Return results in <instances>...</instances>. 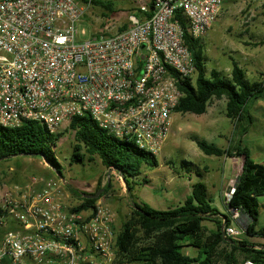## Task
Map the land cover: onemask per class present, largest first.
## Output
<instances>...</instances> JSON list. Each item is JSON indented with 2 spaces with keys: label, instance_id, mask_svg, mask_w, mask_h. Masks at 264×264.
Listing matches in <instances>:
<instances>
[{
  "label": "built area",
  "instance_id": "obj_1",
  "mask_svg": "<svg viewBox=\"0 0 264 264\" xmlns=\"http://www.w3.org/2000/svg\"><path fill=\"white\" fill-rule=\"evenodd\" d=\"M93 1L0 0V127L36 122L58 134L90 115L158 155L183 97L178 84L196 77L185 35L203 39L227 0H132L143 14L153 1L152 16L131 14L126 30L87 38L80 24ZM37 181L0 188V264H116V212L100 204L76 211L63 180ZM244 233L228 226L224 236Z\"/></svg>",
  "mask_w": 264,
  "mask_h": 264
},
{
  "label": "trees",
  "instance_id": "obj_2",
  "mask_svg": "<svg viewBox=\"0 0 264 264\" xmlns=\"http://www.w3.org/2000/svg\"><path fill=\"white\" fill-rule=\"evenodd\" d=\"M76 1L79 4L88 3V0ZM115 2L94 0L92 6L102 10L104 17H108L115 13ZM128 5L130 15L136 14L141 20L150 18L154 12L153 1H149L150 12L147 14L137 10L132 0ZM178 17L186 27V20L180 14ZM127 28L128 23L119 30ZM185 43L195 59L196 77L179 82L183 97L176 113L202 116L207 113L214 99L227 100L225 115L234 124L236 143H231L227 149L204 140H196V143L207 156L243 158L242 174L234 186L235 192L228 201L227 209L228 212L246 216L245 232L248 237L264 241V227L259 226V198L264 197V164L256 163L251 150L242 145L244 136L253 124L251 105L263 98L264 83H250L246 71L236 61L232 62L228 76L218 70L208 74L203 39L192 38L186 33ZM68 129L74 133L76 142L71 164L93 162L98 158L109 172L120 174L132 196L130 180L139 178L145 165L159 166L156 155L143 152L134 144L108 134L98 127L90 115L74 118ZM62 138L63 133L51 134L36 122H25L18 128L0 127V163L20 157L43 158L63 175L62 165L55 152ZM144 182L147 183V180ZM110 189L111 184L108 182L98 199L86 198L95 194H85L76 211L94 206ZM133 204L129 219L116 236V264H239L240 255L245 261L264 264V244L254 245L236 240L229 242L225 238L222 227L225 230L230 226L231 219L228 215H222V222L215 220L221 214L213 207L208 187L203 182L193 184L191 196L183 205L173 209L160 211L134 200ZM205 222L218 224L217 230L210 236H205ZM186 247L196 250L197 256L187 255L184 251Z\"/></svg>",
  "mask_w": 264,
  "mask_h": 264
},
{
  "label": "rangeland",
  "instance_id": "obj_3",
  "mask_svg": "<svg viewBox=\"0 0 264 264\" xmlns=\"http://www.w3.org/2000/svg\"><path fill=\"white\" fill-rule=\"evenodd\" d=\"M129 1L117 0L115 2V13L109 14L108 17H104L102 10L94 6L89 7L80 24V30L86 33L87 38L104 32L114 33L119 27L128 22L130 16ZM263 4L261 0L226 1L218 21L203 38L208 74L219 69L218 71L221 70L220 72L224 75H230L231 71L228 67L232 69V62L234 60L244 61V57L242 59L239 52L244 53L248 50L253 51L254 54H261V39L264 32ZM80 5L85 6L87 4L80 3ZM247 68L251 76L254 72L263 73L262 67ZM224 102L218 103L220 106L218 108V119L217 99L211 102L207 113L202 116L179 113L174 115L175 123H173L171 136L159 154L156 155L159 166L155 168L145 165L141 176L130 180L133 187V196L128 191L120 174L115 171L109 172L102 166L98 158L93 162L86 161L83 164H71V156L76 142L74 141V133L69 129L61 132L63 138L55 148L58 160L62 165L63 175L51 168L43 158H15L0 163V188L6 185H24L33 178L38 180V187H42L45 181L54 177H62L65 181L64 189L69 196L68 203L76 209L81 204L85 194L96 195L101 191L100 197L104 193L103 187L110 182V191L101 197L96 204L103 205L116 212L117 219L113 230L117 236L132 213L133 200L137 201V198L142 197L143 200L148 201L152 208L166 211L184 204L187 195L191 193V183L203 182L208 186L213 207L220 209L219 213L221 215H218L215 220L222 222V214L228 215L231 219L230 226L242 229L245 232L246 216L238 212H228V203L222 204L220 199L221 191L218 181L227 171L223 161L224 157L207 156L198 148L196 143V140H204L226 149L231 143H233L232 145L236 143L234 126L232 121L226 117L223 109ZM260 115L259 119H262ZM263 134L264 131L260 122L253 119V130L248 132V136L243 142L250 148L254 160L258 163H262V155H264L262 149L257 146L258 141L264 146ZM145 180H147V183L144 182ZM215 181L216 189L211 185ZM237 181L233 177V183L231 187L225 189V193L228 194ZM262 202L264 200L260 199V227H264ZM89 208L83 209V212L87 213ZM203 225L205 236H210L218 227L215 222H205ZM229 240L245 241L254 245L263 244L262 240L248 237L246 232L242 237ZM184 251L187 255L197 256L196 250L191 247H186ZM244 262H246L244 257L240 255L239 264Z\"/></svg>",
  "mask_w": 264,
  "mask_h": 264
},
{
  "label": "crops",
  "instance_id": "obj_4",
  "mask_svg": "<svg viewBox=\"0 0 264 264\" xmlns=\"http://www.w3.org/2000/svg\"><path fill=\"white\" fill-rule=\"evenodd\" d=\"M261 1L264 3V0H261ZM261 43H262V52H261V54H254L253 51H248L247 50L244 53L243 52H239V54L242 57V59L244 57V61L245 62L244 61H236V60H234V61L238 62L240 67L243 68L246 71V77H247V80L250 83H254V82H263L264 83V32L262 33ZM250 46H251V44H250ZM236 53H238V52H236ZM247 67H253L255 69H256V67H262L263 68V73L262 74H258L257 72H254L253 76H251L250 73H249V69ZM228 69L231 71L230 67H228ZM256 71H258V70H256ZM222 101L223 102L225 101L224 102L225 106H224L223 109H224V111H226V105H227V100L226 99L217 100V109L220 107L218 105V103L222 102ZM250 114L252 116V119H257L260 122L261 128L264 131V96H263V98L257 100L256 102H254L251 105ZM218 115H219V109H218V112H217V119H218ZM259 115L262 117V119H259ZM174 123H175V117H174ZM233 126H234V124H233ZM252 130H253V124L251 125L249 132L252 131ZM247 136H248V133L244 136L243 142L245 141ZM263 136H264V134H263ZM243 142H242V145L244 147H248ZM257 146H258V148L260 147L262 149V151L264 152V146H262L260 141L257 142ZM221 148L226 149L225 147H221ZM252 157H253V154H252ZM262 157H263V160L261 161L262 162L261 164H264V155H262ZM253 160H254V158H253ZM223 161L225 163V170H227L228 172L225 171L223 177H221V179L218 181V186L220 187L219 189L221 191V193H220V197L221 198L220 199L222 201V204H226V202L228 203V198H227V193H225V189L228 188V187H231V185L233 183V177L236 178V180H238V178L242 174V168H243L244 160L241 157L240 158L224 157ZM255 162L258 163L257 161H255ZM191 184L193 185L195 183H191ZM192 185H191V193H192ZM211 185H212L213 188L216 189V181L212 182ZM208 191H209V189H208ZM191 193H190V195H187V196L188 197L191 196ZM141 198L140 199L137 198V202L138 203H140V204L144 203V204L149 205L147 200L145 201V200H143V198L142 199ZM260 199L264 200V197L259 198V200ZM259 205H260V208H261V203H259ZM262 207L264 208V202H262ZM214 208H216V207H214ZM216 209L218 211H220L219 208H216ZM222 215H224V214H222ZM259 240H261V239H259ZM263 244H264V241H263Z\"/></svg>",
  "mask_w": 264,
  "mask_h": 264
},
{
  "label": "water",
  "instance_id": "obj_5",
  "mask_svg": "<svg viewBox=\"0 0 264 264\" xmlns=\"http://www.w3.org/2000/svg\"><path fill=\"white\" fill-rule=\"evenodd\" d=\"M51 167V166H50ZM51 168H53V167H51ZM61 180H63V182H65L64 181V179L62 178V177H59ZM101 194V191L100 192H98L96 195H94V196H86V198H92V199H97L98 197H99V195ZM137 210H139V211H141V209H137ZM225 230H224V227H222V232H224ZM229 242H232V241H230V240H228Z\"/></svg>",
  "mask_w": 264,
  "mask_h": 264
}]
</instances>
